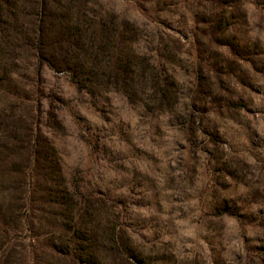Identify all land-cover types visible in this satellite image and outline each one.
Returning <instances> with one entry per match:
<instances>
[{
    "label": "rangeland",
    "instance_id": "rangeland-1",
    "mask_svg": "<svg viewBox=\"0 0 264 264\" xmlns=\"http://www.w3.org/2000/svg\"><path fill=\"white\" fill-rule=\"evenodd\" d=\"M38 1L0 0V264H264V0Z\"/></svg>",
    "mask_w": 264,
    "mask_h": 264
},
{
    "label": "trees",
    "instance_id": "trees-1",
    "mask_svg": "<svg viewBox=\"0 0 264 264\" xmlns=\"http://www.w3.org/2000/svg\"><path fill=\"white\" fill-rule=\"evenodd\" d=\"M46 9H47V6H46V3L44 2V0H39L38 6H37V13H39L40 16L45 15ZM41 22H42V20H41V18H39V25H38L36 32H35L33 46H34V50H35L36 56L38 57L39 62L40 63L46 62L51 66L52 63L50 61V58L45 55L44 50H43L44 36H43L42 30H41V24H42ZM37 136L38 135H36V138H38ZM34 147H35V152H36L37 145L35 144Z\"/></svg>",
    "mask_w": 264,
    "mask_h": 264
}]
</instances>
